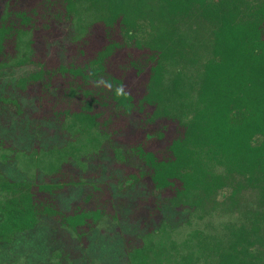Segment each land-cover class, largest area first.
Returning <instances> with one entry per match:
<instances>
[{"label": "trees", "instance_id": "trees-1", "mask_svg": "<svg viewBox=\"0 0 264 264\" xmlns=\"http://www.w3.org/2000/svg\"><path fill=\"white\" fill-rule=\"evenodd\" d=\"M10 69L34 129L68 139L7 147L33 174L0 169V244L50 219L84 250L140 187L127 264H264V0H0V82ZM95 153L123 159L117 192L90 182L65 210Z\"/></svg>", "mask_w": 264, "mask_h": 264}, {"label": "rangeland", "instance_id": "rangeland-1", "mask_svg": "<svg viewBox=\"0 0 264 264\" xmlns=\"http://www.w3.org/2000/svg\"><path fill=\"white\" fill-rule=\"evenodd\" d=\"M116 58H111L112 66L115 65ZM20 75V70H6L0 82V169L7 178L14 181L32 175L33 169L24 171L19 160L12 157L14 154L7 147L28 153L37 146L62 147L68 139L66 134H60L51 127L34 129L35 121L30 113L32 109H27L23 102L18 101L20 94L14 88V81ZM16 100L17 104L12 103ZM2 155L7 158L3 159ZM123 155L127 157L128 162L129 157ZM83 164V169L76 172L80 178L87 180V185L70 189L58 197L60 205L67 211L71 209L73 202L79 204L83 195L92 191L90 182H107L116 193L115 179L116 176L119 177L120 169L125 165L122 158L118 160L112 154L103 153H95L85 158ZM129 169L132 170L133 167H125V170ZM106 195L105 193V198ZM142 195H146V192L140 187L115 195V210L119 211L120 219H106L97 225L83 241L84 250L52 220L42 219L34 229L17 234L10 243L0 244V264H87L79 259L69 261L75 256L73 253H80L76 255L77 258L86 257L96 264H127L126 252L140 243L139 235L142 234V231L132 225L137 219L135 216L139 201L148 198H137ZM96 203L89 201L84 205L92 206ZM175 217L170 218L175 223H181L185 218L180 215Z\"/></svg>", "mask_w": 264, "mask_h": 264}]
</instances>
